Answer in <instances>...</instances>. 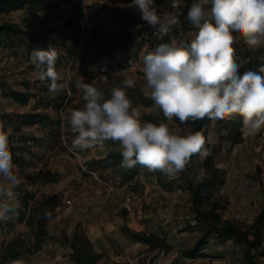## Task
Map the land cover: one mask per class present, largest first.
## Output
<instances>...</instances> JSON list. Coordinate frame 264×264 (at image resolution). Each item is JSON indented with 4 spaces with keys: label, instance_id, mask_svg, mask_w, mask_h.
Wrapping results in <instances>:
<instances>
[{
    "label": "rangeland",
    "instance_id": "rangeland-1",
    "mask_svg": "<svg viewBox=\"0 0 264 264\" xmlns=\"http://www.w3.org/2000/svg\"><path fill=\"white\" fill-rule=\"evenodd\" d=\"M54 1L59 4L50 8L40 1L38 5L0 11V23L9 22L46 36L50 47L40 43L34 50L56 49L55 67L61 76L58 83L64 84L57 93L65 95L62 100L49 101L57 93L49 91L50 81L42 83L37 78L30 53L0 44V117L7 116L0 121L11 129L10 146L19 156L13 159L19 181L13 187L15 198L0 197V203L13 208L7 219L0 220V248L19 237L23 246L18 249V259L24 264H72L68 259L69 249L59 240L61 236L70 237L74 226L79 224L99 255L96 264H244L241 246L234 241L220 243L212 235L200 257H179V252L188 249L201 233L194 227L188 187L203 182L217 170L219 178L211 188L210 198L222 206L219 219L242 227L250 225L258 212L264 210V131L255 136L241 132L240 142L232 143L235 127L231 130L228 127L236 117L211 121L205 137L208 155H194L184 172L175 177L164 176V187L146 168L138 169L137 175L124 184L109 169L87 172L84 162L120 149L112 141L106 142L104 148H72L74 136L67 116L70 110L83 105L77 81L83 77V82L94 83L107 92L113 86L123 87L124 79L132 78L136 87L126 91L134 106H142L143 119L152 122L163 119L162 113L157 114L153 109L154 103L144 105L150 98L140 91L144 83L143 56L157 45L155 42L161 35L158 31L138 32L132 49L138 50L135 57L129 55L130 51L104 64L102 54L116 43L121 25L109 22L110 11L140 19L137 10L127 7L131 0ZM156 2L159 11L171 10L172 0ZM91 5L96 6L95 12L105 24L101 31L93 33L88 32L87 22L90 13L87 8ZM125 26L130 31L137 27ZM190 33L186 32L185 36ZM168 40L174 43L181 39L171 36ZM73 41H76L74 46ZM234 47L238 62H245L239 54L251 49L242 40ZM11 92L27 95L25 103L12 99ZM31 112H45L58 122L54 136H49L46 127L21 125L16 120L18 115ZM170 127L187 132L184 125L174 120ZM25 193L32 196L26 202ZM49 198L54 201L47 215V236L40 249L31 252L33 239L24 222L26 215L16 213L23 209L33 212ZM131 232L163 238L167 249L151 250L136 242ZM257 261L264 264V257Z\"/></svg>",
    "mask_w": 264,
    "mask_h": 264
},
{
    "label": "clouds",
    "instance_id": "clouds-1",
    "mask_svg": "<svg viewBox=\"0 0 264 264\" xmlns=\"http://www.w3.org/2000/svg\"><path fill=\"white\" fill-rule=\"evenodd\" d=\"M127 7L137 10L140 19L161 36L181 25L182 0H172L171 10L163 12L156 0H131ZM186 16L193 29L188 36L158 44L143 56L140 91L154 102L153 109L163 119H143L142 106H134L126 91L136 87L134 79L126 78L123 87L113 86L106 92L81 77L76 87L83 105L67 116L73 149L104 148L112 141L119 146L122 167L140 165L150 173L175 177L186 170L192 156L208 153L202 132L170 127L174 118L186 124L238 116L245 135L264 131V55L258 57V71L241 73L234 47L242 40L254 52L264 48V0H194ZM57 58L56 49L51 48L34 50L30 56L37 78L42 83L50 81L52 93L64 88L58 83ZM10 136L11 129L0 121V197L8 200L15 198L13 187L19 183ZM12 211L9 204L0 203V220Z\"/></svg>",
    "mask_w": 264,
    "mask_h": 264
},
{
    "label": "trees",
    "instance_id": "trees-1",
    "mask_svg": "<svg viewBox=\"0 0 264 264\" xmlns=\"http://www.w3.org/2000/svg\"><path fill=\"white\" fill-rule=\"evenodd\" d=\"M42 1L47 8L57 6L59 2L54 0H0V11H7L8 9H18L26 5H38ZM159 1V0H158ZM165 1V0H164ZM194 0H182L180 17L181 25L179 28L174 29L172 33L167 36H161L156 40V44L169 43L168 38L171 36H177L180 39H184L185 33L192 31V26L187 20V9L191 6ZM60 7V6H58ZM90 13L87 15L88 22V32L93 33L95 31H101L104 27L103 20H100L95 12L96 6L91 5L87 8ZM92 11V13H91ZM94 11V12H93ZM109 22L112 24H121L118 28V38L115 44H111L103 52V63H112L118 55H126L132 51L134 46V41L137 37L138 32L144 31H157L156 29L148 26L144 21L140 19H132L125 16L122 12L117 10H112L108 16ZM125 24H130L137 26L134 30L130 31L129 27ZM75 32L78 29L75 28ZM42 43L43 45L49 46V40L45 35H39L36 32H30L28 30H22L16 25L4 22L0 23V44L23 48L26 52L31 53L37 44ZM76 45V41H73V46ZM73 48V47H72ZM138 53L137 48H135L131 54L136 56ZM245 60L241 63L240 72L243 73L246 70L259 68L261 61L258 59L260 55H264V48L259 51L244 50V52L239 54ZM101 56H99L100 58ZM93 61H96L94 59ZM10 97L16 99L21 103H25L27 95L17 94L11 92ZM64 94H54L49 97V101L56 99H64ZM146 104L154 103L151 99L143 102ZM7 116H1L0 118H6ZM16 120L21 125H41L48 128L49 136H54L58 125V122H54L45 112H31L27 114H21L16 117ZM177 123H180L177 119H173ZM211 121L207 118L203 120H198L196 122H187L182 124L187 128L188 131H201L204 138L206 137L207 128ZM181 124V123H180ZM235 127V133L232 139V143L240 142V134L242 128V121L240 117L234 118L233 122H229L228 129ZM206 141V140H205ZM11 147V146H10ZM207 144L205 142V148ZM13 153V159L19 157L16 151L11 147ZM211 158H209V161ZM122 156L120 151L109 152L104 157L97 160L90 159L84 162V166L87 172L100 173L101 171L107 170L115 173L121 184L128 183L133 177L137 175L138 169H145L140 165H136L134 168L127 169L121 166ZM215 173L206 178L201 183L191 185L188 187L190 208L195 221V228L199 229L201 233L197 236L195 242L185 250L179 252V257L184 259H195L200 257L203 247L208 243L210 235H212L216 241L223 243L226 241H234L236 244L241 246L242 261L244 264H258L257 259L264 257V210L261 209L258 214L253 218L250 225L242 227L234 222L221 221L219 219L218 211L222 209V206L210 198L211 188L217 185V180L219 178V173L214 170ZM155 178L158 183L164 187L163 177L164 175L156 172ZM32 196L24 194L25 202L31 199ZM54 198H49L43 203L39 204L33 212L23 209L22 212H17L16 215L25 216L24 222L28 225L29 230L32 233V246L30 248L31 252H36L40 249L42 243L47 236V216L45 213L49 212L50 206L52 205ZM26 207V204H24ZM26 212V214H25ZM131 235L136 242L146 245L151 250L153 249H167V246L163 238H159L153 234L144 233H132ZM64 246L69 249L68 259L72 264H96L99 255L93 251L92 244L85 235L83 229L79 224H76L73 228V232L70 237L61 236L59 240ZM23 246V240L19 237H15L9 240L0 248V264H7L10 260H16L20 256L19 248Z\"/></svg>",
    "mask_w": 264,
    "mask_h": 264
},
{
    "label": "built area",
    "instance_id": "built-area-1",
    "mask_svg": "<svg viewBox=\"0 0 264 264\" xmlns=\"http://www.w3.org/2000/svg\"><path fill=\"white\" fill-rule=\"evenodd\" d=\"M2 63H5V60H2ZM65 202L66 204H69V200H66Z\"/></svg>",
    "mask_w": 264,
    "mask_h": 264
}]
</instances>
